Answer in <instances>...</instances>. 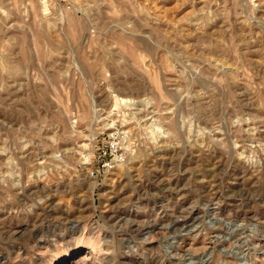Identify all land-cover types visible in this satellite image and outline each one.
<instances>
[{
	"label": "rangeland",
	"instance_id": "1",
	"mask_svg": "<svg viewBox=\"0 0 264 264\" xmlns=\"http://www.w3.org/2000/svg\"><path fill=\"white\" fill-rule=\"evenodd\" d=\"M206 254L264 264V0H0V264Z\"/></svg>",
	"mask_w": 264,
	"mask_h": 264
},
{
	"label": "built area",
	"instance_id": "2",
	"mask_svg": "<svg viewBox=\"0 0 264 264\" xmlns=\"http://www.w3.org/2000/svg\"><path fill=\"white\" fill-rule=\"evenodd\" d=\"M133 137V131L125 126H116L107 132L94 152L93 161L97 167L91 170V176L99 179L123 165L130 153L134 151Z\"/></svg>",
	"mask_w": 264,
	"mask_h": 264
},
{
	"label": "bare ground",
	"instance_id": "3",
	"mask_svg": "<svg viewBox=\"0 0 264 264\" xmlns=\"http://www.w3.org/2000/svg\"><path fill=\"white\" fill-rule=\"evenodd\" d=\"M130 102H131V100H130ZM129 102V103H130ZM134 102V101H133ZM90 249V248H89ZM92 250H94V248H92ZM91 252V250L89 251V253ZM92 253V252H91ZM88 254V253H87ZM211 254V253H210ZM242 255L244 254V253H241ZM93 255V254H92ZM85 256V255H84ZM83 257V256H82ZM86 257V256H85ZM209 257H210V255L209 254H206L205 256H203L202 258H200L201 260L199 261V262H194V261H192V263L190 262V264H199V263H204V258H205V260H206V258H207V260H209ZM243 257H244V261H245V255H243ZM81 258V257H80ZM79 258V259H80ZM193 260V259H192Z\"/></svg>",
	"mask_w": 264,
	"mask_h": 264
}]
</instances>
